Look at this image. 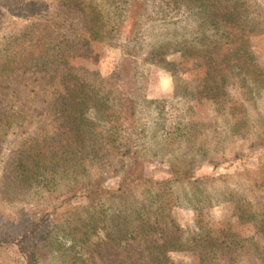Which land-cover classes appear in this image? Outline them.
I'll return each mask as SVG.
<instances>
[{"label": "rangeland", "instance_id": "obj_1", "mask_svg": "<svg viewBox=\"0 0 264 264\" xmlns=\"http://www.w3.org/2000/svg\"><path fill=\"white\" fill-rule=\"evenodd\" d=\"M43 1L45 20L63 13L56 37L82 50L72 62L76 72L108 78L128 64L135 121L121 127L117 144L122 154L141 152L146 177L167 185L107 197L102 214L92 216L95 229L88 223L93 214L88 202L67 193L62 180L50 187L22 184L19 161L31 163L24 143L57 132L53 119L61 104L54 85L44 84L46 94L36 93L34 82H27L31 76H23L14 93L0 96V115L28 112L16 130L0 138V219L18 221L30 213L40 220V238L29 243L38 245L39 264H158L164 257L173 264H264V233L257 226L264 220V33L225 37L215 30L211 11L195 0H145L136 21L129 15L132 0H96L102 24L115 30L92 40L84 35L89 18L65 11L62 0ZM244 2L243 18H254L264 30V0ZM32 23L9 14L0 26V55ZM174 170L192 179H175ZM98 174L91 169L92 180ZM103 177L105 188L118 189L120 178L111 170ZM160 195L171 201L161 221L169 218L167 231L177 235L166 238L172 244L178 239L181 247L161 249L160 233H145L123 246L101 241L106 234L121 239L130 223L154 222ZM223 228L231 229L226 234L235 248L221 252L210 241ZM15 244L0 246V264H29Z\"/></svg>", "mask_w": 264, "mask_h": 264}, {"label": "trees", "instance_id": "obj_2", "mask_svg": "<svg viewBox=\"0 0 264 264\" xmlns=\"http://www.w3.org/2000/svg\"><path fill=\"white\" fill-rule=\"evenodd\" d=\"M244 1L195 0L194 2L201 10L211 11L216 19L213 25L217 32H223L225 37L235 33L243 40L264 33L259 21L250 16L243 18V12L246 10ZM62 2L65 11L74 10L84 18H89L86 21L89 34H84L85 37L101 40L115 30L112 25L108 24L107 27L105 23L102 24L105 16L99 10L96 0H62ZM144 3L145 0H132L129 15L134 21L144 10ZM224 4L230 5V8ZM44 5L43 0H0V26L9 14L33 22L24 34L13 40L10 49L0 55V96L14 93L16 90L13 85H16L23 76H31L28 77L27 82H34L32 87L36 93L46 94V90L42 87L50 83L55 86V95L61 101L53 119L57 122L55 129L58 133L53 136L30 138L24 143L26 147L24 152L31 163H26V160L19 161L18 178L22 184L34 183L45 187L54 185L56 179L62 180L67 193L80 195L88 202L93 210L88 223L91 225L90 228L96 229L97 223L92 216L102 214L100 205L107 197L126 196L140 190L151 193L157 186L162 188L167 183H157L148 179L145 174L144 155L132 149L122 154L117 144L121 127L127 122L135 121V102L130 96V85L133 82L131 69L124 66L128 64L125 62L119 71L108 78L97 73L88 74L91 76L89 78L87 74L76 72L72 62L82 55V50L73 46L74 41L56 37L59 34L55 30L60 29L64 23L60 18L63 13L59 11L57 15L45 20ZM229 19H232L231 23L228 22ZM78 42L84 43L83 40ZM203 52L208 53V51ZM33 114L28 119L31 120ZM23 115H28V112L13 110L0 115V138L17 129ZM92 168L102 173L94 180L91 179ZM110 170L120 178L117 190H110L104 186L103 173L107 175ZM173 175L175 179H192L189 172L174 170ZM156 197L160 200L157 208L159 214L154 222L151 223L150 219L141 220L139 226L130 223L131 225L129 224L124 231L122 240L106 234L104 239L100 237L101 241L123 246L125 244L122 243L137 241L140 235L145 233H160L165 239L160 246L161 249L181 247L182 244H178V239L172 244V240L166 238V236H177L167 231L170 225L166 219L169 218L164 217V221H161L171 201L168 196L164 199L161 195ZM150 205L154 207L155 204ZM149 206L145 207L146 212ZM33 216L25 213L18 221L12 222L0 219V246L5 243H16L15 246L29 264H39L38 245L29 244L40 238L42 233L40 220ZM257 226L264 233V220L257 221ZM99 231L98 236H100ZM229 232H231L230 228H223L213 233L210 241L212 247L221 252L235 248V245L229 243L233 238L230 234H226ZM91 238L92 235L86 237L87 241ZM88 245L97 247L99 244ZM158 264L173 263L164 257Z\"/></svg>", "mask_w": 264, "mask_h": 264}]
</instances>
